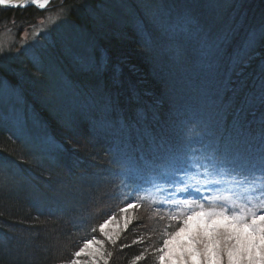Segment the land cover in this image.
I'll list each match as a JSON object with an SVG mask.
<instances>
[{"label": "trees", "instance_id": "trees-1", "mask_svg": "<svg viewBox=\"0 0 264 264\" xmlns=\"http://www.w3.org/2000/svg\"><path fill=\"white\" fill-rule=\"evenodd\" d=\"M63 1L59 6L67 18L84 25V7L93 6L96 0ZM244 1L246 20L234 41L245 38L244 29L254 23L262 26V31L252 39V48L229 76L221 57L213 56L211 67L219 72L180 59L175 77L182 81L170 79L166 65L160 63L161 56L150 53L126 26L121 36L100 39V44L108 49V57L101 64L92 70L65 75L77 90L71 89L65 79L58 94L61 98L56 100L58 95L45 93L52 80L45 82L43 78H35V82L33 79V90L23 89L21 96L38 113L35 124L39 133L52 140L56 158L51 162L46 154L42 157L38 151L28 150L18 140L13 123L0 121V169L8 168L6 173H10L9 180L0 182V264H68L73 254L93 238L102 242L94 247L100 249L103 258L99 253L85 254L78 258L81 264H93V260L96 264H133L142 252L145 259L135 264H159L160 253L155 250L168 238L166 233L171 234L182 225L188 213L182 215L177 209L170 211L127 196L123 181L117 176L118 166L110 157L111 148L119 142L139 149L150 140L154 144L184 145L183 125L193 123L185 118V97L199 100V106L193 107L195 112L198 109L203 121L210 119L218 127L215 136L220 145L213 146L210 137L197 138L198 142L204 139L199 146L208 142L207 151L231 155L237 146L245 151L244 142L249 138L264 143V0ZM42 17L43 12L35 8L0 9V28L16 24L22 30ZM232 49L230 45L228 50ZM196 56L202 59L201 55ZM27 66V72L35 71L29 62ZM0 74L11 82V74L3 69ZM197 81L201 82L200 89ZM195 85L196 90L192 88ZM72 92L76 94L75 107L69 103ZM40 95L46 102L54 101L56 116L36 101ZM101 117L104 125L97 127ZM141 151L150 164L158 161L155 151ZM177 151L175 146L169 155L175 156ZM261 151L264 153L263 147ZM39 199L57 206L41 210ZM128 203L136 207L122 212ZM111 217L114 219L105 232L116 239L115 244L99 227ZM134 240L140 242L134 244Z\"/></svg>", "mask_w": 264, "mask_h": 264}, {"label": "rangeland", "instance_id": "rangeland-1", "mask_svg": "<svg viewBox=\"0 0 264 264\" xmlns=\"http://www.w3.org/2000/svg\"><path fill=\"white\" fill-rule=\"evenodd\" d=\"M243 1L96 0L93 6H83L85 24L79 25L69 20L64 8L59 6L63 0H50L48 5L40 10L43 17L33 25L22 30L16 24H7L0 28V69L12 75L9 82L6 81L5 74H0V121L13 123L15 134L23 146L30 151H38L40 155L46 154L47 158L54 162L55 146L51 139L39 133L35 124L38 113L33 112L31 105L22 98L23 89L33 90L35 85L32 81L34 79L35 82V78L42 81L44 79L45 82L51 79L49 86L44 85L47 88L45 91L49 90L45 93L58 95L60 87L64 86L65 75L69 77L70 73L92 70L96 64H101L108 57V49L100 44V39L113 35L121 36L126 26L133 30L150 53L161 56L160 63L166 65V75L170 79L179 80V77L175 76L180 59H184L188 64L194 61L198 66H203L204 70H209L214 68L211 67L213 56L221 57L222 65L227 67L225 73L229 76L234 66L252 48V39L258 37L262 31V26L254 23L251 28L244 29L247 32L245 38L234 41L240 27L244 28L243 23L246 20L245 12L242 11L245 4ZM26 8L37 9L36 6ZM247 16L250 17L248 14ZM230 45H233L231 51L228 50ZM196 55H201L202 59ZM28 62L35 69L32 73L26 71ZM168 62L171 65H168ZM118 63L124 65L122 62ZM214 70L219 72L218 68ZM66 81L71 89L77 90L69 79ZM197 83L200 89L201 82ZM226 83L228 84L227 81ZM192 88L197 89L196 85ZM75 95L73 92L69 95V103L73 107L76 106ZM58 98L61 96L58 95L55 99L59 100ZM36 101L44 104L48 113L57 115V105L52 106L54 101L46 102L43 95L37 96ZM184 101L188 105L185 120H193L191 125H183L186 132L183 136L184 145L154 144L150 140L146 147L139 149L145 154L155 151L158 161H153L154 164L147 162L138 148H132L125 145L126 143L117 142L111 148L110 157L118 166L117 176L123 181L124 193L136 199L145 197L141 201L159 205L158 202L166 197L174 196L175 190L183 187V182L202 189L208 187L230 191L247 203L248 198L254 196L253 188L261 186L260 169L264 165V153L261 148H264V143L249 138V141L244 143L246 149L253 151H243L244 149L237 146L232 148L231 155H217L214 151H207L208 142L203 146H199V143L202 144L205 138L210 137L213 146L220 145L219 137L215 136L219 132L218 127L210 119L203 121L204 116L199 115L198 109L195 112L193 107L199 104V100L185 97ZM104 122L101 117L97 127L103 126ZM180 126L182 127V124ZM200 137L204 139H199L198 142L197 138ZM175 146L178 148L175 156L169 155ZM231 168L233 170H230ZM7 171L8 168L0 169V182L7 181L8 176L10 177ZM208 181L219 183L208 184ZM153 200L157 203H153ZM38 201L41 210L55 209L57 206L55 202L50 204L47 200ZM254 203L258 201L253 200L248 206L252 207ZM208 207L205 204V210ZM196 211L200 209L197 208ZM178 212L190 214L187 209H180ZM104 223L105 221L102 224ZM109 225L110 223L107 227ZM86 251L90 252L92 249Z\"/></svg>", "mask_w": 264, "mask_h": 264}, {"label": "snow or ice", "instance_id": "snow-or-ice-1", "mask_svg": "<svg viewBox=\"0 0 264 264\" xmlns=\"http://www.w3.org/2000/svg\"><path fill=\"white\" fill-rule=\"evenodd\" d=\"M10 3L11 0H0V5ZM31 3L44 8L49 0H31ZM12 6H27V0L23 4ZM260 178L261 186L253 188L254 196L249 197L247 203L230 191L208 187L202 189L181 182L183 187L175 190L174 196L158 202L161 207H167L170 211L187 209L190 212L176 231L171 234L166 233L168 238L164 239L162 246L155 250L160 253L159 264H225V258L226 264H264V165L260 169ZM218 183L219 181H208V184ZM137 199L143 200L145 197H137ZM253 200L258 203L249 207L248 203H252ZM152 202L157 203L155 200ZM205 204L209 206L207 210ZM134 207L135 204L128 203L121 211L126 212ZM197 208L200 211H196ZM170 218L177 219L176 216ZM112 219L114 217L99 227L101 233L115 244L116 239L105 232ZM139 242L133 241L134 244ZM101 243L95 238L87 240L84 246L73 254V259L68 264H81L78 258L85 254L94 256L99 253L103 258L100 249L94 247ZM129 246L124 245V247ZM88 249H92V252H87ZM142 259H145L143 252L134 258L133 264ZM93 264H96L95 260Z\"/></svg>", "mask_w": 264, "mask_h": 264}, {"label": "water", "instance_id": "water-1", "mask_svg": "<svg viewBox=\"0 0 264 264\" xmlns=\"http://www.w3.org/2000/svg\"><path fill=\"white\" fill-rule=\"evenodd\" d=\"M31 0H27V2H30ZM25 1H23L22 3L20 4H23ZM29 6H33V5H29L27 4V6H24V7H21V6H12V5H0V9H3V10H20V9H23V8H26V7H29ZM39 10H42V9H39Z\"/></svg>", "mask_w": 264, "mask_h": 264}, {"label": "bare ground", "instance_id": "bare-ground-1", "mask_svg": "<svg viewBox=\"0 0 264 264\" xmlns=\"http://www.w3.org/2000/svg\"><path fill=\"white\" fill-rule=\"evenodd\" d=\"M23 1H25V0H11V3L10 4H6V5H20V3H22ZM49 2H50V0H49ZM27 4H29V5H33L32 3H31V1L30 2H27ZM48 5V4H47ZM46 5V6H47ZM33 6H36V5H33ZM45 6V7H46ZM44 7V8H45ZM36 8L37 9H44V8H40V7H38V6H36Z\"/></svg>", "mask_w": 264, "mask_h": 264}]
</instances>
